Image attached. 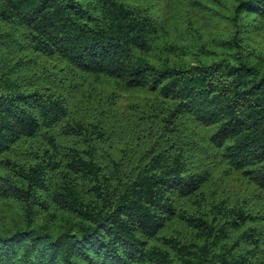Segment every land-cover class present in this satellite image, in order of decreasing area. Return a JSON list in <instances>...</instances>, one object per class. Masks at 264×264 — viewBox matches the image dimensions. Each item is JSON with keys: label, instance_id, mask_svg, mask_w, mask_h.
<instances>
[{"label": "trees", "instance_id": "trees-1", "mask_svg": "<svg viewBox=\"0 0 264 264\" xmlns=\"http://www.w3.org/2000/svg\"><path fill=\"white\" fill-rule=\"evenodd\" d=\"M184 1L0 0V264H264V0Z\"/></svg>", "mask_w": 264, "mask_h": 264}, {"label": "rangeland", "instance_id": "rangeland-1", "mask_svg": "<svg viewBox=\"0 0 264 264\" xmlns=\"http://www.w3.org/2000/svg\"><path fill=\"white\" fill-rule=\"evenodd\" d=\"M160 2H162L163 4L169 3V4H174L176 5V7H180L182 6V9L180 10V12L185 15V11L184 9L187 8V3L184 0H158ZM222 26V25H220Z\"/></svg>", "mask_w": 264, "mask_h": 264}]
</instances>
